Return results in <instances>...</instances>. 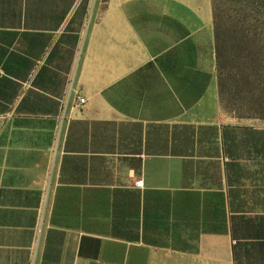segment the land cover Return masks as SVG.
Wrapping results in <instances>:
<instances>
[{
  "label": "crops",
  "instance_id": "0c3cea01",
  "mask_svg": "<svg viewBox=\"0 0 264 264\" xmlns=\"http://www.w3.org/2000/svg\"><path fill=\"white\" fill-rule=\"evenodd\" d=\"M0 264H264L213 0H0Z\"/></svg>",
  "mask_w": 264,
  "mask_h": 264
},
{
  "label": "rangeland",
  "instance_id": "374dc122",
  "mask_svg": "<svg viewBox=\"0 0 264 264\" xmlns=\"http://www.w3.org/2000/svg\"><path fill=\"white\" fill-rule=\"evenodd\" d=\"M221 34V117L264 122V0H213Z\"/></svg>",
  "mask_w": 264,
  "mask_h": 264
},
{
  "label": "trees",
  "instance_id": "16d2710c",
  "mask_svg": "<svg viewBox=\"0 0 264 264\" xmlns=\"http://www.w3.org/2000/svg\"><path fill=\"white\" fill-rule=\"evenodd\" d=\"M213 28H214V36H215V50H216V58H217V67H218V79H219V94L220 101L223 95V84H222V52H221V34L220 27L218 25V14L215 3L213 2Z\"/></svg>",
  "mask_w": 264,
  "mask_h": 264
},
{
  "label": "built area",
  "instance_id": "2783aa9c",
  "mask_svg": "<svg viewBox=\"0 0 264 264\" xmlns=\"http://www.w3.org/2000/svg\"><path fill=\"white\" fill-rule=\"evenodd\" d=\"M84 104H85V99H84V98H80V99H79V105L83 106ZM135 185H136L137 187H139V188H142L143 185H144L143 180H139V181H137Z\"/></svg>",
  "mask_w": 264,
  "mask_h": 264
}]
</instances>
